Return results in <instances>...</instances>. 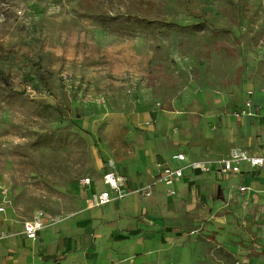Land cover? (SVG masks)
<instances>
[{
	"label": "rangeland",
	"instance_id": "1",
	"mask_svg": "<svg viewBox=\"0 0 264 264\" xmlns=\"http://www.w3.org/2000/svg\"><path fill=\"white\" fill-rule=\"evenodd\" d=\"M0 18V218L14 230L40 211L47 227L80 209L81 179L98 182L110 162L104 138L137 129L136 86L100 95L88 77L126 81L143 51L140 63L147 55L171 86L166 98L198 93L202 80L229 89L233 78L243 95L252 81L264 93V0H0ZM247 192L231 199L242 238L233 257L203 233L208 218L182 215L185 241L162 237L155 256L133 264H264V194ZM200 226L203 249L192 238Z\"/></svg>",
	"mask_w": 264,
	"mask_h": 264
},
{
	"label": "crops",
	"instance_id": "2",
	"mask_svg": "<svg viewBox=\"0 0 264 264\" xmlns=\"http://www.w3.org/2000/svg\"><path fill=\"white\" fill-rule=\"evenodd\" d=\"M122 47L120 42L112 41L115 50ZM142 52L135 55L133 65L123 68L130 71V79L88 77L86 84L91 87L90 91L95 90L100 95L108 94L110 87L116 86V96L124 94L128 86H136L141 95L138 97L141 104L132 109L137 129L124 128L118 137L104 138L102 150L127 177V188L129 185L137 189L156 181L152 195L146 197L136 192L101 206L88 207L86 197L107 189L103 175L109 162L98 182L92 178L89 187L82 185L86 193L81 208L44 226L35 239L27 236L25 226L14 230L3 226L0 218V264H133L149 261L156 255L160 238L171 244L185 241L188 228L182 223L186 221L182 215L193 218L189 222L195 223L200 214L208 218L209 223L205 230L204 226L193 230L192 238L196 244L203 249L202 237L205 235L199 231L204 230L203 233L211 234L218 242L212 237L206 239L234 256L232 249L234 246L239 248L242 238L232 224L231 199L246 189L264 194V165L252 166L243 161L240 172L223 174L219 162L216 164L215 161L225 157L234 147L256 154L264 145V93L252 81L243 95L240 90L237 92L233 78L228 82L229 89L223 87L222 82L226 80H221L220 84L202 80L199 81L200 92L166 98L162 93L171 87L170 84L156 78V69L144 65L150 60L147 55L146 60L141 57L140 63ZM227 72H217L216 76L221 79ZM103 85L105 89L101 90L99 87ZM252 87L257 88L253 100L260 116L236 115L235 111L245 106ZM139 126H143V130ZM178 152L185 153L191 160L210 161L212 167L209 172L187 167L185 175L175 184L176 193L170 194L165 184L157 181L159 163L179 165L170 160ZM214 190L220 195L213 196ZM203 202L208 208H203ZM194 234H199L198 239Z\"/></svg>",
	"mask_w": 264,
	"mask_h": 264
},
{
	"label": "built area",
	"instance_id": "3",
	"mask_svg": "<svg viewBox=\"0 0 264 264\" xmlns=\"http://www.w3.org/2000/svg\"><path fill=\"white\" fill-rule=\"evenodd\" d=\"M2 17L4 15H1ZM1 19V18H0ZM257 93V88L252 87L248 91V99L245 106L240 111H235L236 115H244L250 117H259L260 111L255 105L253 97ZM170 160L177 161L179 165L171 166L167 163H159L160 172L157 181L162 182L167 187V192L175 194V184L184 175L187 167L202 172H209L212 163L207 160H191L185 153H175L171 156ZM243 161L249 162L252 166L264 165V145H261L256 154H250L243 148L234 147L225 157L219 161L220 171L223 174L237 173L241 171V164ZM103 181L107 185V189L92 193L86 197L85 201L88 207H97L104 205L112 200L123 199L128 195L127 177L119 172L114 163L110 162L107 170L103 175ZM81 184L84 187H89L92 184V178L89 176L81 179ZM156 181L143 184L136 190L143 196H150L153 193V187ZM4 207H0V211H4ZM45 225V218L43 211L36 213L34 218L25 222V232L29 238L35 239L37 233ZM236 264H244L240 259L236 260Z\"/></svg>",
	"mask_w": 264,
	"mask_h": 264
}]
</instances>
